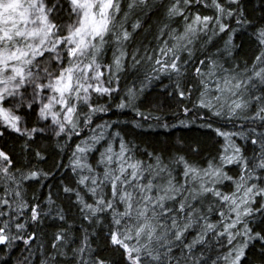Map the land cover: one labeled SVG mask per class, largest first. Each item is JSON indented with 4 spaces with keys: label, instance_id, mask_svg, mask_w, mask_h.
Listing matches in <instances>:
<instances>
[{
    "label": "snow or ice",
    "instance_id": "1",
    "mask_svg": "<svg viewBox=\"0 0 264 264\" xmlns=\"http://www.w3.org/2000/svg\"><path fill=\"white\" fill-rule=\"evenodd\" d=\"M0 264H264V0H0Z\"/></svg>",
    "mask_w": 264,
    "mask_h": 264
},
{
    "label": "trees",
    "instance_id": "2",
    "mask_svg": "<svg viewBox=\"0 0 264 264\" xmlns=\"http://www.w3.org/2000/svg\"><path fill=\"white\" fill-rule=\"evenodd\" d=\"M175 103V102H173ZM172 112L173 109L171 107H164L162 109V114L165 115L167 118L171 119L172 118ZM111 115V114H110ZM116 118V117H113ZM119 118L121 120H131L134 118V113L130 112V111H125L124 113H122ZM46 193V189H41L40 190V195L43 196ZM49 231H51V229H49Z\"/></svg>",
    "mask_w": 264,
    "mask_h": 264
}]
</instances>
